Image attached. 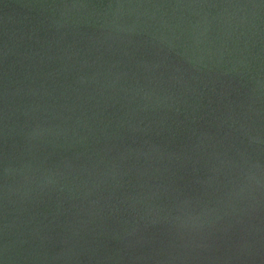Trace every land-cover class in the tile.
<instances>
[{
  "label": "water",
  "instance_id": "water-1",
  "mask_svg": "<svg viewBox=\"0 0 264 264\" xmlns=\"http://www.w3.org/2000/svg\"><path fill=\"white\" fill-rule=\"evenodd\" d=\"M0 264H264V0H0Z\"/></svg>",
  "mask_w": 264,
  "mask_h": 264
}]
</instances>
